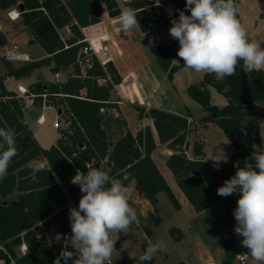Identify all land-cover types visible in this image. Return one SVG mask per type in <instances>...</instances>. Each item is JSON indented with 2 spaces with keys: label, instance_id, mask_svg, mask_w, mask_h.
<instances>
[{
  "label": "trees",
  "instance_id": "16d2710c",
  "mask_svg": "<svg viewBox=\"0 0 264 264\" xmlns=\"http://www.w3.org/2000/svg\"><path fill=\"white\" fill-rule=\"evenodd\" d=\"M167 1L177 10H185L186 0ZM101 4L106 5L111 17L120 15L121 9L116 0H0L1 11L24 6L21 22L32 30V42L38 43L47 53L43 59L19 66L5 61L6 73L0 76V127L15 129L18 150L7 175L0 180V262L3 264H53L56 256L50 239L56 233L71 235L69 207L78 208L82 196L79 186L73 185L71 180L77 170L86 173L89 165L107 170L114 179L128 176L125 184L135 183L138 194L153 207L148 220L154 228L162 223L157 208L158 194L165 193L174 207L180 209L170 186L151 157L156 149L151 128L146 127L133 136L123 120L119 124L116 119L99 114L102 102L110 98L113 86L111 83L100 85L94 78L106 77L109 72L115 84L122 82L111 63H107V69L104 70L99 61L94 59L93 67L87 71L84 80L69 76L61 84L37 82L28 88L36 95L48 94V104L62 108L61 116L69 124L67 132L61 133L56 144L48 149L38 143L25 123L24 100L5 86L7 77L24 79L44 67H50L54 73L69 71L74 67L78 75L76 58L86 45L82 30L101 22ZM126 7L136 10L139 28L145 34L148 46L172 81L174 74L182 67L173 65L177 43L170 47L149 43L153 40L151 30L161 22L166 23L172 16L151 0H133L126 2ZM153 12H158L159 18L153 19ZM185 14L190 15L189 12ZM175 15L179 16V11ZM66 28L71 37L62 36ZM0 43H5L1 35ZM241 71L242 68L237 67L234 75L224 79L204 74L200 82L190 85L187 90L204 112L198 124L205 127L208 123H215L235 149L220 171H215L200 158L203 147L199 143L193 147L198 159L187 157L184 148L192 132L188 118L157 108H136L139 118L145 116L153 120L160 143L174 151L167 158V166L194 210L201 213L219 202L224 203L227 238L225 258L221 264H236L239 249L233 233L236 222L233 216L234 194L221 197L217 189L235 175L236 165L244 166L255 146L264 149L259 134L264 111L256 109V106L264 107V71L246 72L253 98L251 106H243L239 99L242 93ZM210 87L227 99L225 107L219 108L211 103ZM112 128L119 131L124 129L122 136L115 142L108 136ZM110 157L112 166L108 168L107 160ZM33 163H45V167L34 175L33 167L36 165ZM5 201L9 205H4ZM144 231L152 241L153 231L149 228ZM170 233L176 241L183 238L178 228L171 229ZM23 245L27 247L26 254L19 253ZM143 245L146 247L147 244ZM118 247L119 240L116 249ZM120 255L121 264H132L127 252L122 251ZM153 263V258L145 261V264ZM69 264H74V261H69Z\"/></svg>",
  "mask_w": 264,
  "mask_h": 264
},
{
  "label": "clouds",
  "instance_id": "9594fccd",
  "mask_svg": "<svg viewBox=\"0 0 264 264\" xmlns=\"http://www.w3.org/2000/svg\"><path fill=\"white\" fill-rule=\"evenodd\" d=\"M178 11L168 31L179 42L177 56L185 68L217 79L234 75L237 67L245 72L264 71V45L249 39L235 0H186L185 10ZM117 20L121 31L140 26L132 7L123 8ZM15 136V129L0 127V180L18 154ZM214 161L218 168L220 160ZM236 167L235 175L218 187L217 194H238L234 233L242 237L241 244L248 250L243 258L264 264V151H254L243 167ZM41 168L34 166L33 174ZM128 179H114L107 170L91 165L86 173L77 170L71 182L79 186L82 196L78 208L69 207L71 235L56 233L54 237L63 248L53 264H112L119 234L139 223L130 204ZM157 251H166V245L148 241L139 264L151 260Z\"/></svg>",
  "mask_w": 264,
  "mask_h": 264
},
{
  "label": "crops",
  "instance_id": "0c3cea01",
  "mask_svg": "<svg viewBox=\"0 0 264 264\" xmlns=\"http://www.w3.org/2000/svg\"><path fill=\"white\" fill-rule=\"evenodd\" d=\"M151 1L156 2L172 16L171 18H168L166 20V23L161 22L151 30L152 38L154 42L157 43L158 45L163 47H170L174 43H177V47L175 49V57L173 59V65L182 66V67L174 74L172 81L168 79L167 74L158 64L155 55L151 51L148 44H146L147 42L145 40V34L140 30V28L137 27L131 31H121L117 17H111L109 15L105 4H101V11H102L101 22L97 25L83 29L82 33L84 34L85 38H87L88 41H90V44L93 45L95 50V58L103 66L104 70L107 69L105 65L107 63H111L115 72L122 79V83L118 86L117 89L118 92L120 93V98L123 100V104L119 108V117L121 118V120H124V122L127 124L128 130L131 131L133 136H136L138 132L144 130L146 127L151 128L154 141L156 144V149L152 152L151 157L156 163L160 173L162 174V176L170 186L173 194L175 195L180 205V209L177 210L175 208V212H174L176 213L177 216H179L178 220H180V223L178 228L180 229L182 224H186L185 222H187L184 221V218H186V220L193 219L198 215H202L206 212L211 211L212 209L220 205L222 202L215 204L211 208L201 213H197L194 210V208L189 203L184 193L179 188L173 173L167 166V158L171 156L174 153V151L170 149L166 144L160 143L158 134L154 127L153 120L145 116L143 118H139V113L136 108L144 107L146 108V110H149L150 108H157L160 110H164L188 118L189 122L191 123L192 132L188 136V144L184 149L187 157L190 159H194V160L198 159V157H196L193 152V147L198 139V136H201L202 141L205 143L204 141L205 138H203L204 132L208 131L209 129H215L219 135L220 133L223 132L220 130V128H218V126L215 123H208L205 127H201L198 124V121L204 116L203 109H202L203 113H201L200 116L195 117L194 115H192L190 109L188 108V105L184 103V101L188 99L187 98L188 87L192 84L200 82L204 77V73H196L190 69L185 68V66L183 65V61L177 56L179 42L170 36L168 30L171 27V19L178 18V16L175 15L178 12V10L167 0H151ZM116 2L118 3L121 10L126 7L125 1L116 0ZM235 2L237 3L238 6V15L240 18V22L246 27L247 35L249 39L258 42L261 45H264V18H262V14L264 13V0H235ZM157 18H159V13L157 15ZM63 33H65L66 38L71 37V33L67 28L62 31V35ZM0 35L3 37L5 41L3 45L0 43V49H1L0 58L3 53L2 52L3 47L5 45H10V44H19L23 51H25L26 48L25 52L30 56L31 62L47 57V53L40 45H38V43L33 45L27 44L28 46H26L25 42L28 43L27 42L28 40H26L27 38H25L26 34L14 38L11 33H8V29H6L3 26H0ZM102 36L105 37L103 40L100 39V37ZM21 38L23 39V41H25L24 44H22L23 42L19 40ZM16 41H19L20 43ZM31 46L35 48L36 47L39 48L40 54L33 55L35 58H32L31 53L34 52H32V50L29 48ZM40 49L42 51H40ZM29 50H31V53L29 52ZM13 65L19 66L16 64ZM44 68H49L51 70L50 67H44ZM44 68L36 70L30 77L24 79L7 77L4 82L5 86L9 91L15 93L17 92L19 86L29 88L31 85H34L39 81H42V78L47 75L45 74L46 70H43ZM62 71H59V73H61ZM67 72L69 73V76L73 77L71 70ZM5 73L6 71L0 72V76L4 75ZM42 73L43 75H41ZM54 74L55 73L53 72L51 83H54ZM110 75L112 76V74ZM69 76H66L65 79H62V83L66 82ZM181 77L183 78L181 79ZM213 91H214L213 87H210L211 103L219 108L225 107L228 103L227 99L221 94H215L214 96ZM181 94L184 97V99H182ZM190 105H193L192 102H190ZM256 109L257 110L264 109V107L256 106ZM31 113H34V110ZM28 117L31 119L30 113L24 110L25 123L32 131L38 143L45 149H48L51 146L55 145L61 135L59 134L56 137H53L50 141L44 143V141L40 139L37 135V130H36L37 127L35 129L31 127ZM131 118L137 119L136 125L131 124L130 121ZM35 123L36 125H38L36 120ZM263 125L264 124H261V126ZM38 126L41 127L40 125ZM122 134H123L122 131H119L115 128H112L108 131L109 139L113 142L117 141L122 136ZM193 135H196L197 139L195 140L194 143L190 144ZM254 137L256 138V136ZM223 141H224L223 146L227 150L226 151L227 153L224 154L215 153L214 156L215 159H210L208 158V155L206 156V152H207L206 146L202 145L203 152L202 155L200 156V158L206 161L207 163H209L211 167L216 163L214 160H220L218 166L219 170L226 163L225 161H227L235 153V149L232 146V144L230 145L224 139ZM164 195L165 193L162 192L158 194L157 197L158 215L161 219L162 217H161L159 204H160V200L163 199L165 200ZM130 204L132 205L133 208L136 209L137 215L138 216L140 215L138 217L139 219L147 218L148 226H144L142 232L138 228L139 224H133L127 230V232L120 233L118 239L119 247L121 245V240H120L121 235L131 231L132 233H137L139 235L141 234L140 241L142 245L144 243L148 244V241L151 240L146 236L144 231L145 228L147 229L149 228L153 231L154 235L152 241L158 242V239H156L154 233V231L157 230L158 227L154 228L153 226H150V222L148 220V214L153 212V207L146 199H144L143 196H140L138 194V192L135 189V183H133L132 185ZM235 226H236V222L233 226V231ZM183 236L185 235L183 234ZM196 243L198 244L199 242ZM50 244L57 258L63 248V244L56 243L54 241V238L50 239ZM238 244H241V242L238 241ZM23 246L27 249L25 245ZM23 246L21 247L22 253H23ZM1 247H2V243L0 242V248ZM118 248L116 249L115 252H117ZM144 248H147V245ZM242 249L243 247H240L239 253H244ZM127 253L129 254V252ZM120 254L117 259L112 258V264H121ZM129 256L132 260V264H136L130 254ZM140 256L141 254L137 257V260H139L138 258ZM221 262L222 261H219L217 263L216 260H214L212 257H209L204 261H199L198 264H221ZM184 263L190 264L186 261ZM1 264H3V262H1ZM153 264H156V262L154 261ZM191 264H196V263H191Z\"/></svg>",
  "mask_w": 264,
  "mask_h": 264
},
{
  "label": "rangeland",
  "instance_id": "374dc122",
  "mask_svg": "<svg viewBox=\"0 0 264 264\" xmlns=\"http://www.w3.org/2000/svg\"><path fill=\"white\" fill-rule=\"evenodd\" d=\"M14 9V8H13ZM9 11H3L0 10V26L5 27L8 29V33H11L14 38L22 36L26 34L25 38L28 40L26 43L23 41V39H19L22 44L33 45L37 43H33V32L30 28L25 26L20 20L13 22L8 17ZM64 38H66L65 33L62 35ZM12 37V38H13ZM11 42V41H10ZM19 42V41H16ZM20 43V42H19ZM28 44V45H27ZM147 44V43H146ZM39 45V44H38ZM31 50L29 52L32 55V58H35L33 55L40 54L39 48H35L33 46L29 47ZM28 48V49H29ZM26 51V48H25ZM40 51H42L40 49ZM1 54V49H0ZM5 59L3 58V53L0 58V72L6 71L5 66ZM2 70V71H1ZM45 74H47L45 77L42 78L43 83H51L52 82V76L53 72L49 68H44ZM62 79H65L66 76H69V73L67 71H62ZM43 75V73L41 74ZM183 77H181L182 79ZM214 96L215 94H219L214 88H213ZM180 91V90H179ZM187 94V92H186ZM187 100L184 101L186 105H188V108L190 109L192 115L195 117H198L201 115L202 107L194 101L188 94H187ZM182 99L184 97L181 94ZM183 102V100H182ZM190 102H192L193 105H190ZM215 102V101H214ZM36 109H35V108ZM24 110H26L28 113H30L31 119H29V123L32 128H36L37 135L40 139L46 143L47 141H50L53 137H56L57 135H61V133L67 132L66 126L62 125V128L59 130L54 128V121L58 120L60 122H63L64 118L58 116L57 112H55L51 108H47L45 110H42V102L41 100H37L34 106H25ZM34 110V113H31ZM259 112L264 111V109H258ZM44 113L47 122L44 125H36L35 120L37 117ZM119 124L122 123L121 118L119 117L116 119ZM136 118H131V124L136 125ZM124 121V120H123ZM264 124V121L262 122ZM216 127V126H215ZM219 128V127H218ZM124 129L122 128V132ZM260 137L262 139V142L264 144V125L260 128ZM205 143L202 141L201 136H198V139L196 135H193L191 138L190 144L194 143L197 139L196 143H200V145H204L207 148L206 156L208 155V158L215 159V153H227L225 147L223 146V139L226 140L230 145L231 143L227 139V137L224 135V133L218 134V132L215 129H209L208 131L204 132ZM255 151H264V149H260L259 147L255 146ZM34 165H38V163H33ZM165 200H160V211H161V217H162V223L158 227L157 230L154 231L156 239H158V242H163L166 245V251H157L152 258L156 262V264H178L179 262L186 261L188 263H196L198 264L199 261H204L205 259L212 257L216 262L223 261L225 258V241H226V233L224 229V213H225V205L224 203H221L214 209H212L209 212H206L202 215H198L194 217L193 219L186 220L184 218V221L186 224H182L181 228L179 229V223L180 220L179 216L176 215L175 207L168 198V196L165 194ZM237 199L238 194H234V201H235V208L237 206ZM140 216V215H139ZM138 216V217H139ZM139 230L143 232L144 226H148L147 218L145 219H139ZM150 226H152V223L150 222ZM173 228H178L183 236V238L180 241H176L173 236L170 233V230ZM234 233V231H233ZM176 233V235H178ZM235 234V233H234ZM120 235V234H119ZM141 235V234H140ZM137 233L128 232L123 235H121V245L118 248L117 252H115L112 256L113 259H117L119 257V254L122 251H127L131 255L132 259L135 261L136 264H139V260H137V257L144 253L146 248L143 247L141 243V236ZM237 243L238 249L240 247H243L242 244H238V241L241 242L242 237L238 235H234ZM198 239V240H197ZM147 240V239H146ZM196 242H199L198 244ZM135 243V244H134ZM143 247V248H142ZM143 249V251H142ZM244 253H247V248L243 247L242 249ZM19 253H22L21 249H19ZM235 262L237 264V260L235 259ZM145 263V262H144ZM247 264H258L255 260L251 259L250 257L247 259Z\"/></svg>",
  "mask_w": 264,
  "mask_h": 264
},
{
  "label": "built area",
  "instance_id": "2783aa9c",
  "mask_svg": "<svg viewBox=\"0 0 264 264\" xmlns=\"http://www.w3.org/2000/svg\"><path fill=\"white\" fill-rule=\"evenodd\" d=\"M125 2H131L133 0H123ZM8 17L11 21L16 22L18 20H20L21 18V12L17 7H14V9H12L10 12H8ZM105 37H100V39H104ZM83 42L86 43V45H84L79 53L78 56L76 58V62L75 65L77 66V68L79 69V73L78 75L75 73V69L74 67L70 68L72 74L74 77H78L81 80H84L85 78H87V71L93 67L94 64V59L95 58V50L93 45L90 44V41H88L87 38H85L83 40ZM3 58L5 59V61L10 62L12 64H16V65H22V64H26L31 62V58L30 56L22 50L21 46L19 44H10V45H5L3 47ZM98 84L100 85H105L107 83H111V85L113 86V89L111 91V95L110 98L107 101L102 102V106L99 110V114L102 116H110L113 119H118L119 118V108L120 106L123 104V100L120 98V93L118 92V86L120 84H115L112 76L107 72V76L106 77H95L94 78ZM54 83L55 84H61L62 83V74L57 72L54 74ZM122 83V82H121ZM17 97L18 98H22L24 100L25 106H34L35 105V100L37 98H41V102H42V110H45L47 108H51L53 109L55 112V106H50L48 104V94H42V95H36L33 94L29 91L28 88L23 87V86H19L18 90L16 92ZM62 117V116H60ZM262 122L264 121L263 119H261ZM36 122L38 125H44L47 122V118L45 116V114L42 112L36 119ZM62 125L68 127L69 124L68 122H66L65 120H63V122H60L58 120L54 121V128L56 129H60L62 128ZM39 165H43V167H45V163H40ZM212 168L215 171H220L219 168H217L216 166H212ZM73 184V183H72ZM75 185V184H73ZM78 186V185H75ZM28 252V250L23 246V254H26ZM244 253H239V255H237L236 260H237V264H247V260H245L244 258ZM1 264V262H0Z\"/></svg>",
  "mask_w": 264,
  "mask_h": 264
},
{
  "label": "water",
  "instance_id": "95a60500",
  "mask_svg": "<svg viewBox=\"0 0 264 264\" xmlns=\"http://www.w3.org/2000/svg\"><path fill=\"white\" fill-rule=\"evenodd\" d=\"M18 9L20 10V12H23L24 11V6L23 5H19L18 6ZM157 15L158 13L157 12H153L151 14V17L153 19L157 18ZM238 18H239V15H238ZM240 20V18H239ZM241 88H242V93H241V96H240V101L241 103L243 104V106H251L253 105V98H252V95H251V88H250V84H249V78H248V75L246 74L245 71H241ZM55 110L58 114V116H61L62 115V108L58 107V106H55ZM81 147H82V144H81ZM112 166V157H110L108 160H107V167L110 168ZM4 205H9V202H3Z\"/></svg>",
  "mask_w": 264,
  "mask_h": 264
}]
</instances>
